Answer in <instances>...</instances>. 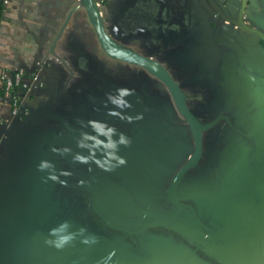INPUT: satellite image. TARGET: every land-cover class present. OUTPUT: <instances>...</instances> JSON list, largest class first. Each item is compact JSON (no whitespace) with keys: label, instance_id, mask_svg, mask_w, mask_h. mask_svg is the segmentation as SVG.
Segmentation results:
<instances>
[{"label":"crops","instance_id":"0c3cea01","mask_svg":"<svg viewBox=\"0 0 264 264\" xmlns=\"http://www.w3.org/2000/svg\"><path fill=\"white\" fill-rule=\"evenodd\" d=\"M5 6L0 68L38 77L28 81L22 118L0 98V264H29L31 257L38 264L48 211L61 203V192L85 193L100 205L109 196L104 188L121 181L154 222L183 231L188 221L195 231L196 213L214 241L215 223L241 218L259 227L254 235L264 249V0L100 6L109 37L127 53L161 63L203 127L201 156L179 180L196 151L195 126L155 75L107 52L84 0H7ZM118 89L128 90L123 107L109 99ZM121 134L128 143L119 142ZM110 138L114 149L106 146ZM147 160L161 174L154 172L150 191L143 181ZM43 161L50 166L41 168ZM129 163L136 164L135 175L126 176ZM114 193L125 197L121 188Z\"/></svg>","mask_w":264,"mask_h":264},{"label":"flooded vegetation","instance_id":"af4514ba","mask_svg":"<svg viewBox=\"0 0 264 264\" xmlns=\"http://www.w3.org/2000/svg\"><path fill=\"white\" fill-rule=\"evenodd\" d=\"M106 166L104 165V167ZM106 168H111L109 161ZM94 173L92 170L88 178L94 180ZM130 179L131 186H133L136 180ZM120 183L131 198L125 195L121 200H117L114 192L118 191L121 186L116 185L113 189L112 183H109V186L104 188L109 193L108 199L100 202V205L91 203L85 193L79 195L74 193L70 196L66 190L61 192L62 195H60L63 198L61 203L50 207L48 211L52 217L44 224L45 248L41 258H38V264H50L51 259L57 258V256L70 260L56 264H109L103 253L92 255L88 253L92 243L84 241L86 238L91 240L93 237L95 238L94 243L119 244L120 251L115 258L117 262L137 260L142 264H166L177 257L186 264H228L225 260L231 264H254V261L250 260L251 252L249 250L242 249L241 246L239 249L237 248V240L233 248L226 252H220L219 255L222 259L214 256L201 240L198 231L199 223L202 225L203 236L214 249L217 248L216 242L204 234L203 221L199 214L196 216L195 231H191L190 224L186 221L183 231L180 232L182 235L172 234L168 230L170 227L146 218L147 211L134 202L130 186L125 187L126 184L123 181ZM111 191L113 192L111 193ZM64 222H68L67 232L71 233L73 238L64 247L57 248L47 241L56 238L52 234V229L59 228ZM231 223L233 224V220ZM213 226L217 229L215 225ZM234 227L236 229L237 223ZM256 227L259 229L258 226ZM81 229H85V231L81 232ZM235 234L238 236L239 233L235 230ZM192 239L195 240L193 251L187 249L192 247ZM262 256L264 257V254ZM35 259L31 257L29 264H36Z\"/></svg>","mask_w":264,"mask_h":264},{"label":"water","instance_id":"95a60500","mask_svg":"<svg viewBox=\"0 0 264 264\" xmlns=\"http://www.w3.org/2000/svg\"><path fill=\"white\" fill-rule=\"evenodd\" d=\"M85 4L87 5L90 14L92 22L96 28V31L98 33L99 40L101 44L105 47L107 52L111 54L113 57L130 64H136L147 71L151 72L153 75H155L161 82H163L169 89V91L174 95L175 99L177 100V103L180 107L181 112L183 113L185 119L190 122L193 126H195V129L197 131V140H196V151L192 157V159L180 170L178 173V180L184 177V175L187 173L189 169H191L199 160L201 153H202V125L200 124L197 117L191 112L189 109L186 100L180 91L179 85L173 75L159 62L153 60L150 57H145L136 53H127L124 51L122 47H120L115 41H113L109 35L107 34L105 30V25L103 22V18L101 15L100 7L98 6L97 0H84ZM228 120V119H227ZM229 122V120H228ZM230 123V122H229ZM230 125V124H229ZM152 161L147 160V165L144 168L143 172L145 173V177L143 181L147 182L148 185H150L149 191L152 189V180L153 178L159 174V171H155V168L150 167ZM136 168L135 163H129V168H127V171L125 170L126 176L133 175ZM121 170V169H117ZM131 172V174H129ZM154 172L156 175H154ZM157 172V173H156ZM136 172L134 173V175ZM117 185H120L121 190L125 195H127L129 198L130 195L127 192V190L122 186L121 183H115ZM197 216V214L195 213ZM238 221L236 231L239 233L238 236L235 234V230L233 231V235L235 239L237 240L238 249L239 247L242 249H247L251 252L250 260L254 261V264H264V257L262 256V252L259 250L260 248L257 245V238L254 235V229L253 228H244L246 225L245 223ZM199 233L201 240L204 242L207 249L217 258L222 259L221 255L217 254L212 247V245L208 242V240L203 236L201 224L199 223ZM241 225L243 226V229H240ZM240 234L243 237H240ZM247 239H249L247 241ZM244 243H247L248 245H244ZM228 264H231V262H228L225 260Z\"/></svg>","mask_w":264,"mask_h":264},{"label":"built area","instance_id":"2783aa9c","mask_svg":"<svg viewBox=\"0 0 264 264\" xmlns=\"http://www.w3.org/2000/svg\"><path fill=\"white\" fill-rule=\"evenodd\" d=\"M107 0H97L98 6L105 4ZM6 5L7 0H3ZM221 15H216V20L221 21ZM0 76L2 79V88L0 92L1 100L9 105L11 114L15 118H22L26 111L23 105L24 96L30 89V79H37L38 75L31 73L25 68L2 69L0 68ZM4 121L0 119V125Z\"/></svg>","mask_w":264,"mask_h":264},{"label":"clouds","instance_id":"9594fccd","mask_svg":"<svg viewBox=\"0 0 264 264\" xmlns=\"http://www.w3.org/2000/svg\"><path fill=\"white\" fill-rule=\"evenodd\" d=\"M118 93H119V96H113L111 94H109V99L114 103V104H117L118 106L120 107H123L125 105V101L123 100V96L124 95H127L128 93V90L127 89H118L117 90ZM93 126L96 127L98 130L100 131H104V128H102L97 122L93 121L92 122ZM109 133L115 131V129H108L107 130ZM84 138L85 140L87 139H90L91 137L88 136V134H84ZM120 143H128L129 141L126 139V137L121 134V137H120ZM80 144L82 147L86 146L85 143H84V140H81L80 141ZM108 148H116L117 147V142L114 141V140H111V138L109 139V142L108 144L106 145ZM110 156L114 155V153H109ZM76 159L78 160H81V161H84L86 159V157L82 156V155H77L75 157ZM119 162L121 164L125 163L124 159L123 158H120L119 159ZM49 162L47 161H43L41 164H40V167L41 168H44V167H49ZM69 227V224L68 222H64L62 225L59 226V228H55V229H52V234L56 237L55 239H50L48 240L47 242L49 244H53L55 247L57 248H62L64 247L72 238H73V235L71 233H68L67 232V229ZM85 231V229H81V232ZM85 243H94L95 242V238H91V240L89 239H85L84 241Z\"/></svg>","mask_w":264,"mask_h":264},{"label":"rangeland","instance_id":"374dc122","mask_svg":"<svg viewBox=\"0 0 264 264\" xmlns=\"http://www.w3.org/2000/svg\"><path fill=\"white\" fill-rule=\"evenodd\" d=\"M234 221H237V218L233 219ZM243 220V219H242ZM241 218L238 219V221L242 222ZM247 223V224H246ZM246 225L244 228L248 227V228H255L256 226L253 225V223L250 222H246ZM241 225L240 229H243V226ZM240 237H243L240 234ZM244 245H248L247 243H244ZM263 254H264V249H259ZM120 251V246L119 244H114V243H108V242H97V243H92L90 244L89 247V252L92 254H101L103 253L105 256V260L107 262H109V264H142L141 262L137 261V260H122V261H116L115 258L117 257L118 253ZM251 256V255H250ZM70 259L68 258H60L59 256H57V258L51 259L50 264H56L57 262H63V261H68ZM213 261V259H212ZM166 264H186L184 263V261L180 258H173L170 262L166 263Z\"/></svg>","mask_w":264,"mask_h":264},{"label":"trees","instance_id":"16d2710c","mask_svg":"<svg viewBox=\"0 0 264 264\" xmlns=\"http://www.w3.org/2000/svg\"><path fill=\"white\" fill-rule=\"evenodd\" d=\"M5 9H6V6H5L3 0H0V22H1V19L3 17V13H4ZM231 220H233L232 217L227 216V217H225V219L221 220V223L220 222L215 223L216 227L219 230V234L216 237L215 236L213 237L214 242H216V244H217V248L214 249L217 254H221L222 252H226V251H228L234 247L236 239L233 235V231L235 230L234 225L236 222L233 220V224H234L233 225L231 223ZM168 230L172 234H177L178 236H179V234L182 235V233H180L181 231H177L176 229L170 228ZM191 243H192V247L187 248V249L188 250L190 249L193 251L194 245H195V240L192 239ZM173 244L178 245L174 242H173Z\"/></svg>","mask_w":264,"mask_h":264}]
</instances>
